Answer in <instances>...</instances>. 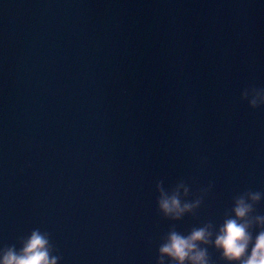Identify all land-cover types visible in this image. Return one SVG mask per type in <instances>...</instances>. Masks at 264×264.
Returning a JSON list of instances; mask_svg holds the SVG:
<instances>
[{
	"label": "water",
	"instance_id": "95a60500",
	"mask_svg": "<svg viewBox=\"0 0 264 264\" xmlns=\"http://www.w3.org/2000/svg\"><path fill=\"white\" fill-rule=\"evenodd\" d=\"M264 88V0H195L148 114L114 222L104 264H156L161 238L219 226L233 198L264 191V107L240 100ZM183 180L189 199L207 191L180 222L157 210L156 184ZM264 215V200L257 205ZM212 264H224L208 249Z\"/></svg>",
	"mask_w": 264,
	"mask_h": 264
},
{
	"label": "clouds",
	"instance_id": "9594fccd",
	"mask_svg": "<svg viewBox=\"0 0 264 264\" xmlns=\"http://www.w3.org/2000/svg\"><path fill=\"white\" fill-rule=\"evenodd\" d=\"M252 110L264 107V88L249 86L240 95ZM209 189L189 199L190 189L183 180L166 190L158 181L157 210L166 220L180 222L195 216ZM264 200V191L246 190L233 198L232 207L217 226L209 221L192 227L188 233L177 231L175 225L161 238L156 264H212L208 251L213 248L224 264H264V215L257 205ZM15 245L0 249V264H58L53 255L50 234L33 229Z\"/></svg>",
	"mask_w": 264,
	"mask_h": 264
}]
</instances>
